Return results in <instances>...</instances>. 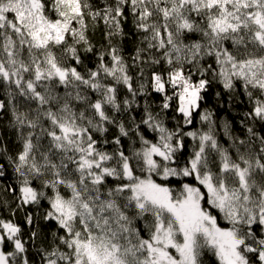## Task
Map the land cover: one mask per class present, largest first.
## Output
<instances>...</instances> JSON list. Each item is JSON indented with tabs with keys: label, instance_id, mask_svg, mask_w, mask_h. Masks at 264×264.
I'll return each instance as SVG.
<instances>
[{
	"label": "snow or ice",
	"instance_id": "obj_1",
	"mask_svg": "<svg viewBox=\"0 0 264 264\" xmlns=\"http://www.w3.org/2000/svg\"><path fill=\"white\" fill-rule=\"evenodd\" d=\"M129 16L143 46L125 58ZM85 53L99 63L81 72ZM209 74L229 91L239 83L252 106L243 138L221 122L227 146L214 113H198ZM149 87L160 111L137 100ZM0 88L21 145L7 157L17 187L6 191L19 195L0 201V264H33L38 232L25 240L15 217L41 200L63 234L38 249L40 264H264V0H0ZM195 114L206 130H185Z\"/></svg>",
	"mask_w": 264,
	"mask_h": 264
},
{
	"label": "trees",
	"instance_id": "obj_2",
	"mask_svg": "<svg viewBox=\"0 0 264 264\" xmlns=\"http://www.w3.org/2000/svg\"><path fill=\"white\" fill-rule=\"evenodd\" d=\"M95 6H102L104 0H90ZM111 2V0H108ZM127 14V10H126ZM125 28V36L122 40L118 41L122 48V54L125 58L133 56L135 54V49L138 46H143L140 44V38L142 36L141 33H137L134 24L132 23V18L129 16V19L124 22ZM104 31L103 25L101 24L94 33H91V38L93 43L96 44L97 49L100 48L101 44L107 47L106 42L102 37V33ZM198 35L191 36L192 40L198 39ZM117 41H114V43ZM185 42H188L186 39ZM84 64L83 66L79 67L78 70L81 72L85 71V68L94 69L96 64L99 63L97 59L96 53H85L83 56ZM108 61V58L105 57V62ZM131 63V61H129ZM207 63H212L211 59L207 60ZM158 68H163L166 66H157ZM213 67H216L213 64ZM130 74L134 77L137 75L135 69H130ZM145 75H148V72H145ZM211 81L210 86L207 88V91L202 93L203 100L201 102V107L198 110L199 112H203L204 110H209L214 113L213 119L217 122L216 128L219 134V139L222 143L226 146L228 144V138L223 136L222 129H221V122L222 121H229L231 122V127L234 134L241 136L243 138L245 136L244 128L240 124V121L244 119V113L251 110V104L248 102L247 97L243 94V89L239 83H237V87L235 91H229L223 88L222 83L218 79H213L209 74L208 77ZM193 79H197V76H194ZM135 86V85H134ZM63 92V89H59ZM148 92L150 93L147 97H138V102L143 105L145 99L149 101L152 105L153 111H160L159 105L162 102V96L159 93H155L149 87ZM3 89L0 88V98H3ZM219 93V95H217ZM89 95L93 96L95 99V95L89 92ZM120 97H124L127 95V90L124 89L122 86L119 91ZM175 107V103L173 104V108ZM21 110H23V106H21ZM142 109H137V112H140ZM167 117V124L168 127L173 128L175 127V121L172 117L175 116L177 120H180L181 117L177 115L173 110H167V112L162 113ZM11 113L7 111H0V147H6V152H0V164L4 165L5 168V175L4 177L0 178V201L7 200L13 207L15 206V198L19 195L17 192L15 196L6 191L8 187H17V177L13 171V167L8 161V156H12L15 158L17 152L20 150V142L18 140L17 130L11 126ZM206 125L201 124L199 120V114H195L193 118V124L185 128V130H195L198 128H204L206 130ZM259 128V125H257ZM27 131V129H25ZM261 134H264V129H260ZM106 137L110 138V134H105ZM145 135L148 139H154L155 134L152 133L150 130H145ZM99 139V136H97ZM192 141L190 138H185L186 148L180 154L181 159H186L190 154V147L192 145ZM127 145V141H125ZM139 146V145H137ZM112 145L107 146V150L111 151ZM187 182L195 183L194 180L191 178H187ZM112 182L110 181V184ZM173 187H178V182L175 178L170 181ZM67 189H64V192H67ZM47 194L51 195V190H46ZM50 210V205L47 200H41L39 205H28L22 211H18L15 217L17 223H19L24 230V239H29V233L31 231H37L38 236L36 241L33 243L29 241L27 247L29 248V254L32 259L33 264H40V256L36 255L39 248H47L49 243L52 240V233L59 231L62 235L63 232L58 229V226L54 220H45L44 215L45 213ZM32 214L34 218V225L29 226L25 223V215ZM0 215L4 218H8V210L0 207ZM7 250H11L9 247ZM208 264H216L214 259H209Z\"/></svg>",
	"mask_w": 264,
	"mask_h": 264
}]
</instances>
